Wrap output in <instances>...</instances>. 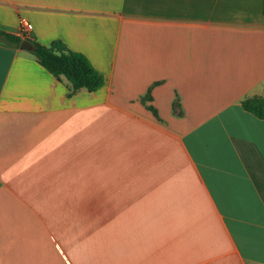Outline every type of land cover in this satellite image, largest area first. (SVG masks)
Listing matches in <instances>:
<instances>
[{"label":"crops","instance_id":"1","mask_svg":"<svg viewBox=\"0 0 264 264\" xmlns=\"http://www.w3.org/2000/svg\"><path fill=\"white\" fill-rule=\"evenodd\" d=\"M262 1L0 0V264H264Z\"/></svg>","mask_w":264,"mask_h":264},{"label":"trees","instance_id":"2","mask_svg":"<svg viewBox=\"0 0 264 264\" xmlns=\"http://www.w3.org/2000/svg\"><path fill=\"white\" fill-rule=\"evenodd\" d=\"M262 14L264 15V0ZM0 40L17 47L24 41L29 43L32 46L31 54L43 69L57 79L60 77L67 79L71 84V94L82 89L89 93L95 92L103 85L102 75L93 68L89 60L81 53L68 50L59 40L43 46L24 35L19 37L2 31ZM241 109L259 120H264V94L261 97L244 99L241 102Z\"/></svg>","mask_w":264,"mask_h":264},{"label":"built area","instance_id":"3","mask_svg":"<svg viewBox=\"0 0 264 264\" xmlns=\"http://www.w3.org/2000/svg\"><path fill=\"white\" fill-rule=\"evenodd\" d=\"M31 30H32V27H31L30 23H28L26 21L22 23L21 31H22L23 35H28L31 32Z\"/></svg>","mask_w":264,"mask_h":264},{"label":"water","instance_id":"4","mask_svg":"<svg viewBox=\"0 0 264 264\" xmlns=\"http://www.w3.org/2000/svg\"><path fill=\"white\" fill-rule=\"evenodd\" d=\"M20 48L25 51H31L32 46L29 43L24 41L21 43Z\"/></svg>","mask_w":264,"mask_h":264},{"label":"rangeland","instance_id":"5","mask_svg":"<svg viewBox=\"0 0 264 264\" xmlns=\"http://www.w3.org/2000/svg\"><path fill=\"white\" fill-rule=\"evenodd\" d=\"M31 25V24H30ZM89 169H83V178H87L88 179V174H89Z\"/></svg>","mask_w":264,"mask_h":264}]
</instances>
